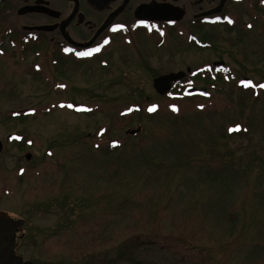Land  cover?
Wrapping results in <instances>:
<instances>
[{"label":"rangeland","instance_id":"1","mask_svg":"<svg viewBox=\"0 0 264 264\" xmlns=\"http://www.w3.org/2000/svg\"><path fill=\"white\" fill-rule=\"evenodd\" d=\"M260 17L242 37L195 31L214 39L204 48L140 40L136 54L113 46L85 64L0 35V214L25 221L16 255L29 264H84V255L85 264H264ZM214 62L227 77L190 76ZM177 72L208 97L157 94L153 79Z\"/></svg>","mask_w":264,"mask_h":264},{"label":"flooded vegetation","instance_id":"2","mask_svg":"<svg viewBox=\"0 0 264 264\" xmlns=\"http://www.w3.org/2000/svg\"><path fill=\"white\" fill-rule=\"evenodd\" d=\"M254 12H261L264 22V0H0V35L9 39L15 32L18 42L32 40L34 45L43 44L61 60L85 64L106 54L112 56L118 47L135 53L140 40H150L156 49L164 41L171 45L185 38L186 45L204 48L209 45L207 40L214 39H199L195 31L225 29L232 34L241 32L242 37L254 23ZM243 18L249 21L244 24ZM141 34H145L144 38ZM101 64L108 65L103 60ZM213 64L211 69L204 66L190 72V76L219 77L230 72L225 64L220 67ZM189 81L192 80L183 76L171 84L165 96L177 88L181 97L184 88L192 86ZM206 81L211 82L210 78Z\"/></svg>","mask_w":264,"mask_h":264},{"label":"water","instance_id":"3","mask_svg":"<svg viewBox=\"0 0 264 264\" xmlns=\"http://www.w3.org/2000/svg\"><path fill=\"white\" fill-rule=\"evenodd\" d=\"M217 65H223V63L220 62ZM187 71H189V69H187ZM184 75L183 72H178L157 77L153 80V88L157 94L164 96L170 92L171 84L182 79ZM242 83L249 84L250 80L244 79ZM206 95L207 92L205 89H198L195 87H188L183 92V96L185 97ZM140 131L141 129L138 127L134 130H128L126 134L134 136ZM8 139L11 140V137ZM2 150L3 145L0 141V153ZM29 158L30 155H27L26 159ZM24 224L25 222L22 219L14 220L6 214H0V264H28V262H24L23 259L15 253L16 235L20 232Z\"/></svg>","mask_w":264,"mask_h":264},{"label":"trees","instance_id":"4","mask_svg":"<svg viewBox=\"0 0 264 264\" xmlns=\"http://www.w3.org/2000/svg\"><path fill=\"white\" fill-rule=\"evenodd\" d=\"M14 33H15V32H14ZM18 35H19V34H18ZM13 36H14V35H13ZM14 37H17V35L15 34V36H14ZM21 42H22V41H21ZM21 42H20V43H21ZM40 44H41V43H39V44L37 43V46H38V45H40ZM224 77H225V75H224ZM125 113H126V112H125ZM102 134H103V133H102ZM93 256H94V255H93ZM87 258H88V255H84V257H83L84 264H85V262H88V261H90V260H91V258H90L88 261H86V260H87Z\"/></svg>","mask_w":264,"mask_h":264},{"label":"snow or ice","instance_id":"5","mask_svg":"<svg viewBox=\"0 0 264 264\" xmlns=\"http://www.w3.org/2000/svg\"><path fill=\"white\" fill-rule=\"evenodd\" d=\"M261 87H264V85H261Z\"/></svg>","mask_w":264,"mask_h":264}]
</instances>
